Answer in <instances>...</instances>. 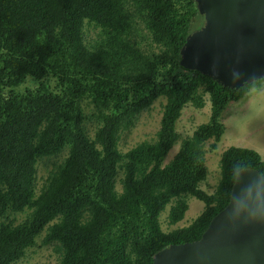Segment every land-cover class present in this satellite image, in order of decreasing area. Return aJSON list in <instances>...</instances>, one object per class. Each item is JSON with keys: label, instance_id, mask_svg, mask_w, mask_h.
Wrapping results in <instances>:
<instances>
[{"label": "trees", "instance_id": "obj_1", "mask_svg": "<svg viewBox=\"0 0 264 264\" xmlns=\"http://www.w3.org/2000/svg\"><path fill=\"white\" fill-rule=\"evenodd\" d=\"M85 21L100 28L92 45ZM137 22L157 51L135 45ZM201 22L193 0H0V217L31 210L19 224H0V264L19 260L44 228L42 242L56 246L59 264H152L158 250L200 238L228 203L237 171L264 174L258 153L229 147L215 191L199 188L207 174L204 145L212 139L214 150L224 133L222 112L264 81L230 89L181 67L179 50ZM26 80L33 87L17 91ZM202 92L209 95L208 121L164 163L183 108H202ZM160 97L155 140L122 154L120 133ZM83 99L97 112L93 139L84 129ZM64 148L66 158L35 196L36 161ZM184 195L204 210L188 226L162 231L159 216L173 199L168 223L182 220Z\"/></svg>", "mask_w": 264, "mask_h": 264}, {"label": "water", "instance_id": "obj_2", "mask_svg": "<svg viewBox=\"0 0 264 264\" xmlns=\"http://www.w3.org/2000/svg\"><path fill=\"white\" fill-rule=\"evenodd\" d=\"M193 1L202 22L181 46L180 66L230 89L263 79L264 0ZM152 264H264V174L237 171L200 238L158 250Z\"/></svg>", "mask_w": 264, "mask_h": 264}, {"label": "rangeland", "instance_id": "obj_3", "mask_svg": "<svg viewBox=\"0 0 264 264\" xmlns=\"http://www.w3.org/2000/svg\"><path fill=\"white\" fill-rule=\"evenodd\" d=\"M83 34L85 42L88 45H92L98 39L100 28L91 22L85 21ZM132 40L144 52L157 51V46L151 41L148 31L141 22H137L135 25L132 31ZM32 87L33 83L26 80L23 85L17 88V91ZM202 94L205 100L202 108H195L190 104L183 108L175 124V130L178 135L177 141L167 154L164 163H168L177 153L182 140L190 137L197 126L208 121L210 115L209 95L204 92ZM164 103L165 99L163 97L155 100L148 111L139 114L134 125L129 130L120 133L117 145L122 154L141 142L155 140ZM81 107L85 114L83 123L85 132L89 139H93L94 133L99 126L95 118L96 109L89 99H83ZM221 123L226 131L224 136H221L216 143V148L214 150L210 149L213 143L212 139L208 140L204 145L207 174L205 179L199 183V188L207 194H212L219 182L220 158L226 149L229 147L247 148L253 141L264 142V96L259 95L258 97L229 102L224 114L221 115ZM67 154L68 148H64L55 156L42 157L36 161L33 184L35 196L39 194L50 173L63 162ZM122 178L123 170L118 168L115 177V188L118 192L122 188ZM182 198L187 203V210L182 220L175 225L168 223L170 207L176 201L173 199L159 216L162 231L169 232L175 228L188 226L204 210V203L195 197L184 195ZM30 211V209H24L21 212L7 211L0 217V224H19L27 217ZM45 232L46 228L36 237L34 245L27 248L24 255L13 264H59L60 254L56 250V246L54 244H43L42 242Z\"/></svg>", "mask_w": 264, "mask_h": 264}, {"label": "crops", "instance_id": "obj_4", "mask_svg": "<svg viewBox=\"0 0 264 264\" xmlns=\"http://www.w3.org/2000/svg\"><path fill=\"white\" fill-rule=\"evenodd\" d=\"M259 95L264 96V81H259V82L255 83V84L251 85L250 87H248L246 92L240 98V100H243V99L249 98V97L250 98L251 97H258ZM225 110H226V108L224 109L222 114H224ZM225 131H226V129L224 127V133H223L222 136H224ZM246 149H250V150H253L256 153H258V155L261 158V161L264 164V142L263 143H258L257 141H253L252 143L249 144V146Z\"/></svg>", "mask_w": 264, "mask_h": 264}]
</instances>
